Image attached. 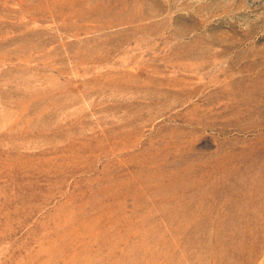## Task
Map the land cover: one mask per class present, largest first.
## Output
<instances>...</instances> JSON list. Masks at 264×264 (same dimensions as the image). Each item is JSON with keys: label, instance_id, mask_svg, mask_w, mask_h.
Masks as SVG:
<instances>
[{"label": "rangeland", "instance_id": "obj_1", "mask_svg": "<svg viewBox=\"0 0 264 264\" xmlns=\"http://www.w3.org/2000/svg\"><path fill=\"white\" fill-rule=\"evenodd\" d=\"M0 264H264V0H0Z\"/></svg>", "mask_w": 264, "mask_h": 264}]
</instances>
